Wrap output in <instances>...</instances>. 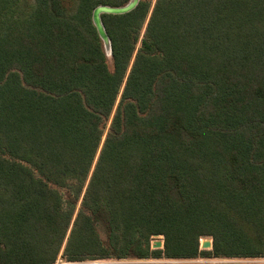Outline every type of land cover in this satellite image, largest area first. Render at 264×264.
<instances>
[{
  "label": "trees",
  "instance_id": "trees-1",
  "mask_svg": "<svg viewBox=\"0 0 264 264\" xmlns=\"http://www.w3.org/2000/svg\"><path fill=\"white\" fill-rule=\"evenodd\" d=\"M131 1L0 0V264L264 257V0Z\"/></svg>",
  "mask_w": 264,
  "mask_h": 264
},
{
  "label": "rangeland",
  "instance_id": "rangeland-1",
  "mask_svg": "<svg viewBox=\"0 0 264 264\" xmlns=\"http://www.w3.org/2000/svg\"><path fill=\"white\" fill-rule=\"evenodd\" d=\"M95 14V13H94ZM104 48L107 53L109 60H111V48L108 40H104ZM203 239H208L212 241V238L207 237ZM162 242L164 244L163 236H155L153 238L151 248L155 249L156 242ZM202 250H211L203 249ZM213 243V242H212ZM163 249V248H162ZM56 264H264V257L261 258H247V259H226V258H197L193 260H155V259H145V260H131V259H111V260H100V261H85V262H66L59 259Z\"/></svg>",
  "mask_w": 264,
  "mask_h": 264
},
{
  "label": "water",
  "instance_id": "water-1",
  "mask_svg": "<svg viewBox=\"0 0 264 264\" xmlns=\"http://www.w3.org/2000/svg\"><path fill=\"white\" fill-rule=\"evenodd\" d=\"M139 0H132L131 2H129L127 5L123 6V7H117V8H112V7H99L95 10V14H94V22L95 25L97 26L99 33L102 37V39L104 40H108V38L105 35L104 29L102 27L101 24V20H100V15L103 13H107V14H123L126 13L130 10H132L136 4L138 3ZM109 42V40H108ZM213 240H205V242L202 243V248L203 249H212L213 246ZM155 249H162L164 247V244L160 241L156 242L155 244Z\"/></svg>",
  "mask_w": 264,
  "mask_h": 264
}]
</instances>
